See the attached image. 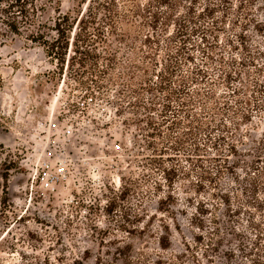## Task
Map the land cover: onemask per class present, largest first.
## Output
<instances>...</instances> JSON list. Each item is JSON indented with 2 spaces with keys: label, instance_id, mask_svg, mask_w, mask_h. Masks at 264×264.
Wrapping results in <instances>:
<instances>
[{
  "label": "rangeland",
  "instance_id": "rangeland-1",
  "mask_svg": "<svg viewBox=\"0 0 264 264\" xmlns=\"http://www.w3.org/2000/svg\"><path fill=\"white\" fill-rule=\"evenodd\" d=\"M86 2L63 0L61 11L78 20L76 27ZM134 2L138 14L148 9L143 14L147 18L135 15L129 23L120 21L119 33L126 42L120 44L110 35L107 44L109 51H117V64L109 71L105 66L96 77L87 67L83 84L68 64L54 62L25 36L8 35L0 26V264L251 263L240 250L252 247L247 211L260 215L248 203L253 202L244 189L248 183L235 182V175L226 174L217 189L209 185L204 193L183 182L171 214L157 211L160 198L152 194L153 184L144 186L145 197H130L125 203L132 206V216L154 215V226L147 219L149 226L141 234L120 231L123 219L107 216L105 209L119 197L122 178H136L141 171L138 163L153 157L140 136L146 118L124 96L134 83L128 76L120 78L132 72L131 64L140 62L141 40L150 32L148 27L140 28L145 19L163 20L190 9L197 16L202 13L197 22L201 34L192 36L189 48L198 44L216 61L207 62L206 53L197 50L195 62L185 69L190 73L208 68L221 92H227L217 125L229 127L225 129L228 142L233 143L229 163L233 170L239 168L238 177H246L243 170L248 166H264L258 163L259 158L264 160V0H118L117 9L124 12ZM55 17L50 9L42 21L52 24ZM225 74L231 76L229 89L221 86ZM238 93L244 98L242 104L236 102ZM234 111L239 118L230 123L237 116ZM222 128L212 135L222 136ZM222 148L228 149L227 144ZM229 154L210 151L204 158ZM196 206L209 209L204 232L196 225L200 222ZM216 219L221 233L212 237ZM164 226L171 230L169 250L158 245L160 237H170ZM202 234L205 241L196 246L193 238ZM186 241L196 248L187 251Z\"/></svg>",
  "mask_w": 264,
  "mask_h": 264
},
{
  "label": "trees",
  "instance_id": "trees-1",
  "mask_svg": "<svg viewBox=\"0 0 264 264\" xmlns=\"http://www.w3.org/2000/svg\"><path fill=\"white\" fill-rule=\"evenodd\" d=\"M117 2L118 0H87L88 7L76 27L78 20H73L70 15L61 11L63 0H0V26L4 27L8 35L25 36L26 41L41 47L54 62L68 64L73 75L81 78L80 83L83 84L85 80L82 75L87 67L92 70L90 74L96 77V74L102 73L105 66L109 71L117 64V51H109L107 44L110 35H115L120 44L126 42L125 36L119 33L120 21L129 23L135 15L144 16L148 10L144 9L138 14L134 2L133 7L126 9L125 6L122 12L117 9ZM50 9L56 14L52 24L42 21ZM191 10L185 15L169 14L163 20L156 17L152 22L147 19L144 23L140 22L143 23L140 28L148 27L150 30L141 40L137 54L140 62L131 64L132 72L128 70L121 74L120 78L128 76L134 83L133 87H128L124 96L131 98L133 108L146 118V125L142 130L140 128V131H144L140 136L147 142V148L153 152V157L144 158L138 163L142 173L140 171L136 178H122L121 193L118 198L109 201L105 212L113 219H123L119 226L120 231L128 235L141 234L148 228V224L150 227L154 226V221L151 222L154 215L143 218L141 214L135 213L132 216V206L125 203L130 197H145L147 193L143 192L144 186L153 184L152 194L160 198L157 211L161 214H171V208L177 203L180 195L177 191L183 182L194 185L197 193H204L209 185L217 189L226 174L235 175V182L248 183L244 189L253 197V202L248 203L260 215L255 217L254 213L247 211L250 234L253 235V238L249 237L252 247L243 246L240 250L250 264H264V166H248V170H243L246 177H238L236 172L239 168L233 170L229 163L230 156H233V143L228 142V131L225 130L229 127L225 124L217 125L220 105H227L224 102L227 92H221L220 84L208 68L198 67L194 69L195 72L190 73L185 69L195 62L194 51L197 50L206 53L207 62L211 60L212 64L216 61L215 57L198 44L189 48L192 36L201 34L197 22L203 16L201 12L197 16L195 11ZM170 28H174L172 32ZM202 40L206 41L205 36ZM77 68L82 70L75 71ZM230 78L231 76L225 74V84H221L225 89L230 88ZM192 85L208 86L197 89ZM239 94L236 102L242 104L244 98ZM234 114L237 113L234 111ZM248 117L246 114L244 118ZM233 118L238 119L239 114L232 117L230 123L235 121ZM221 126L222 136L216 138L212 133ZM136 139L139 140V137ZM225 143L228 149L223 151ZM210 151L230 154L226 158H204ZM213 161H218V164L214 165ZM259 161L264 163L263 158H259L258 163ZM251 170L253 172H250ZM149 171H152V174ZM221 199L224 203L229 202L225 197ZM195 210L199 213L200 221L196 224L197 228L204 232L207 230L204 220L209 214V209L199 210L196 206ZM235 213L237 211L233 212V216ZM174 219L173 216L172 220ZM147 221L148 224H145ZM215 227L216 232L212 233V237H219L221 231L217 219ZM169 228L164 226L163 229L170 237L162 236L158 242L162 250L171 249L172 235ZM177 231L180 233L181 229L177 228ZM193 239L196 246L205 241L203 234ZM184 246L187 251L196 248L189 241H186ZM213 247L218 253L219 250ZM131 253L132 249L129 251V254ZM120 255L123 253L120 252ZM194 255L199 256V252ZM235 257L236 254L233 253V259ZM176 258L179 259V256ZM211 259L212 257L208 258V261ZM172 263L177 264L174 260ZM132 264L148 263L139 261Z\"/></svg>",
  "mask_w": 264,
  "mask_h": 264
}]
</instances>
